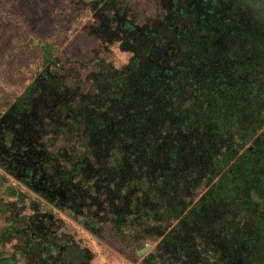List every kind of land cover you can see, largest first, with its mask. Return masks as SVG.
<instances>
[{"label":"rangeland","instance_id":"obj_1","mask_svg":"<svg viewBox=\"0 0 264 264\" xmlns=\"http://www.w3.org/2000/svg\"><path fill=\"white\" fill-rule=\"evenodd\" d=\"M262 240L264 0H0V259L230 264L241 243L258 264Z\"/></svg>","mask_w":264,"mask_h":264},{"label":"trees","instance_id":"obj_2","mask_svg":"<svg viewBox=\"0 0 264 264\" xmlns=\"http://www.w3.org/2000/svg\"><path fill=\"white\" fill-rule=\"evenodd\" d=\"M197 20H199V22H196ZM189 22H190L189 23L190 26L193 27V28H196V30L198 28L197 26H199V28H201L202 26H207V27H209L211 29L213 27L214 23H215V19L213 18V16H210V15H207V17L202 18V19H198V17H196L194 15L193 16L190 15ZM193 28H191V29H193ZM183 30H185V28ZM187 32L188 31H186V33ZM201 33L202 32L197 30L195 34L200 35ZM188 36L190 37L189 40H192V38L194 39V35H188ZM211 41H212V37H210V35H207L206 37L202 38V42H200V45L202 47L203 45H206L207 43H210ZM233 210H234L233 213H230L229 216L234 215V212H235V214H240V209L235 208ZM24 240H27V239H24ZM263 245H264V243H263ZM244 246L246 248L247 244H244ZM236 248H237V251L234 253V255H232V258H231L232 260H230V264H254V262L251 261L250 256L246 253V251L243 248V245L241 243L238 244V246ZM0 252L2 253V251H0ZM40 253H42V252H38L37 253L38 257L41 255ZM28 254L29 253H28V251L26 249V252L24 253L26 264H32L33 261L31 262V258L33 260H35V258H37V256L33 253L34 256L27 257ZM45 254H46V252H45ZM256 262H258V264H264V259L259 260V261L256 260ZM15 263H16V258H14V256H11V255L3 257L2 259H0V264H15ZM45 263H46V261H44L43 264H45Z\"/></svg>","mask_w":264,"mask_h":264},{"label":"flooded vegetation","instance_id":"obj_3","mask_svg":"<svg viewBox=\"0 0 264 264\" xmlns=\"http://www.w3.org/2000/svg\"><path fill=\"white\" fill-rule=\"evenodd\" d=\"M149 250V249H148ZM147 250V251H148ZM45 261V260H44ZM155 261H156V259H155V255H153V254H150V255H148V259L146 258L145 259V262L146 263H148V264H155ZM44 263V262H43Z\"/></svg>","mask_w":264,"mask_h":264},{"label":"water","instance_id":"obj_4","mask_svg":"<svg viewBox=\"0 0 264 264\" xmlns=\"http://www.w3.org/2000/svg\"><path fill=\"white\" fill-rule=\"evenodd\" d=\"M149 248H150V246H145V247L141 248L140 250H138L137 253H139V254H143V253H145Z\"/></svg>","mask_w":264,"mask_h":264}]
</instances>
